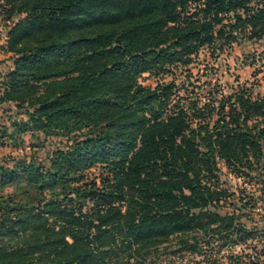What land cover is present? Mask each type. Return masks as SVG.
<instances>
[{
  "label": "trees",
  "instance_id": "16d2710c",
  "mask_svg": "<svg viewBox=\"0 0 264 264\" xmlns=\"http://www.w3.org/2000/svg\"><path fill=\"white\" fill-rule=\"evenodd\" d=\"M0 16V104L27 116L2 135L66 138L0 165V264H158L174 245L205 261L264 235L246 222L264 200V91L190 81L200 49L264 38V0H0Z\"/></svg>",
  "mask_w": 264,
  "mask_h": 264
},
{
  "label": "rangeland",
  "instance_id": "374dc122",
  "mask_svg": "<svg viewBox=\"0 0 264 264\" xmlns=\"http://www.w3.org/2000/svg\"><path fill=\"white\" fill-rule=\"evenodd\" d=\"M12 23V21H10ZM0 16V80L11 67L10 56L12 53L6 52L7 29L8 24ZM191 79L190 81L197 86L196 94L204 95L207 92L221 90L224 93L231 91L233 88L247 82L253 92L264 91V38L259 41H247L244 44L232 43L231 46L225 47L218 55L211 53L207 47L202 48L190 64ZM172 76L165 74L155 77L144 73L139 81L148 86H154L157 81H169ZM184 80L183 76L177 74L176 83L180 84ZM27 119L25 109L15 107L13 103L0 104V165H12L15 160L24 157L27 160L31 155L44 160L49 152L56 147H63L66 142L65 137H47L45 138L37 131H27L19 133L18 139L14 142L3 136L4 127L10 130L12 120ZM94 170H92L93 172ZM223 168V178H225L232 189L240 188L242 185L247 186V192H252L251 185L247 181L233 177L231 174H225ZM11 188L6 187L0 190L2 193L10 192ZM253 195L257 197L256 207L247 219V224L259 226V230L264 231V200L259 198V192ZM244 200H249L247 197ZM252 205L253 201L249 200ZM225 209V211H228ZM177 246L161 253L158 258L161 264H264V235L258 231L245 243L236 245H224L223 247H213L211 257L201 261L202 257L198 251L191 252L184 250L182 253H173ZM229 252L238 254V259L232 262L227 259ZM224 256V257H221Z\"/></svg>",
  "mask_w": 264,
  "mask_h": 264
}]
</instances>
